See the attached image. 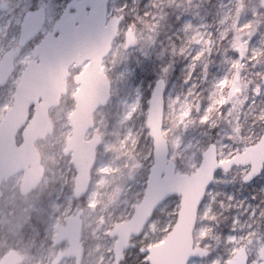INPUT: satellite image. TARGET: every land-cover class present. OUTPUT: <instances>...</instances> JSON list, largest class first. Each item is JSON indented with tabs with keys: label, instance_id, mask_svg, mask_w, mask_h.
<instances>
[{
	"label": "rangeland",
	"instance_id": "1",
	"mask_svg": "<svg viewBox=\"0 0 264 264\" xmlns=\"http://www.w3.org/2000/svg\"><path fill=\"white\" fill-rule=\"evenodd\" d=\"M67 1L0 0V5L5 3L0 8V57L11 46L16 54L14 72L0 85V121L12 104L30 50ZM39 6L47 12L44 27L19 47L21 17ZM120 13L118 33L102 63L110 78V97L94 112V127L86 135L90 138L97 131L101 136L91 183H100L96 193L103 197L102 207L89 200V189L78 199L73 196L76 171L70 156L64 154L76 90L69 79L60 104L49 111L51 134L36 141L45 169L43 180L26 195L19 192L22 172L8 177L0 187V258L15 249L22 255L19 264H51L56 252L67 247L66 241L53 244L57 226L81 210L79 264H113L116 237L109 232L114 223L127 220L141 200L153 161L145 122L150 92L159 77L165 80L162 127L169 128L166 133L161 128V133L177 172L195 171L210 142L216 145L217 160L224 161L257 142L264 129V7L259 0H109L108 17ZM130 26L135 46L125 49L124 33ZM217 83L222 87L215 89ZM168 94L173 96L172 110ZM214 95H218L216 101ZM180 100L186 103L185 121L184 115L175 118L174 103ZM179 124L177 147L172 150L169 142ZM16 138L19 142V134ZM99 158L112 162L100 173ZM248 168L236 165L215 172L193 234L194 244L210 253L192 257V264H223L240 247L248 253L247 264L264 260V168L244 182ZM178 203L179 198L172 196L157 208L144 233L132 239L122 264H148L139 249L163 240L175 221ZM102 210L95 218H85L89 211ZM230 236L235 237L231 242ZM59 264H75L74 257Z\"/></svg>",
	"mask_w": 264,
	"mask_h": 264
},
{
	"label": "water",
	"instance_id": "2",
	"mask_svg": "<svg viewBox=\"0 0 264 264\" xmlns=\"http://www.w3.org/2000/svg\"><path fill=\"white\" fill-rule=\"evenodd\" d=\"M109 0H69L55 21L30 50L31 59L19 75L11 106L0 121V186L11 175L22 171L19 183L21 194H28L42 181L44 166L36 140L51 134L52 122L49 110L60 104L66 93L67 77L71 67L80 70L72 79L77 88L72 98L74 108L69 116L71 134L64 153L70 156L76 174L73 178V196L81 197L89 188L91 168L96 158L100 134H86L94 126L93 113L106 104L110 96V79L104 73L102 61L111 49L120 15L107 18ZM264 7V0H260ZM5 3L0 5L4 9ZM46 19L44 6L25 11L19 24L17 43L24 46L41 31ZM135 46L131 27L125 31L124 48ZM14 48L9 47L0 58V85L14 71ZM165 81L157 78L149 97L145 126L153 144V161L148 168L141 200L134 206L131 216L114 223L110 235L116 237L113 264H121L124 252L131 246V238L141 235L156 209L169 197L177 196L179 206L172 227L163 240L141 248L148 264H188L192 257H203L210 249L194 244L198 211L217 170L229 171L233 166H249L243 175L244 182L260 174L264 165V129L254 144L236 152L228 160L218 161L216 145L210 142L201 152V160L192 173L176 171L175 162L168 156V145L161 133L164 107ZM20 132L21 141L16 135ZM1 194V191H0ZM80 211L70 214L56 228L53 244L67 242L58 250L51 264H59L64 258L74 257L75 264L82 258ZM244 247L238 248L223 264H247ZM22 255L8 249L0 258V264H19ZM257 264H264V260Z\"/></svg>",
	"mask_w": 264,
	"mask_h": 264
},
{
	"label": "bare ground",
	"instance_id": "3",
	"mask_svg": "<svg viewBox=\"0 0 264 264\" xmlns=\"http://www.w3.org/2000/svg\"><path fill=\"white\" fill-rule=\"evenodd\" d=\"M220 87H222V84L221 83H217L215 85V89H219ZM185 92V91H184ZM180 93V91L178 92V94ZM172 95L168 94V97H167V104H169V110H172L170 109V104H172ZM214 98L216 101V99H218V95H214ZM181 99L180 96H178V100ZM121 107L123 106V104L120 105ZM174 106H175V109H174V113H175V118L177 120H179L183 115L184 117H182V121H185V119L187 118L185 116V112H186V103H182L181 100L178 102V103H174ZM208 106L205 110V112L208 110ZM179 126H181V124H179L177 126V129L173 130V133H176L175 137L173 139L170 140L169 144H170V147H172V150H174L176 147H177V141H178V128ZM169 130V128L167 127H162V132L166 133L167 131ZM107 146V145H105ZM100 167H101V170H99L98 172H102L104 169H109L110 166L112 165V162L111 161H107V162H104L103 158H99V161L97 163ZM98 173V174H99ZM99 177V175H98ZM91 186H89V190H88V197H89V200L92 201V204H96L98 208H101L102 207V204H103V197L99 198V196L97 195L96 193V189H98V187L100 186V183H95L94 181H92V183L90 184ZM99 199V201H97ZM89 201V203H91ZM94 201V202H93ZM105 211L102 210L101 212L99 213H92L89 211V213L87 214V216L85 218H95L98 214H103ZM90 214V215H89ZM199 235H202V227L199 229ZM233 239H235L234 236H230L229 237V242H231ZM193 262V259L190 260V263L189 264H192Z\"/></svg>",
	"mask_w": 264,
	"mask_h": 264
},
{
	"label": "flooded vegetation",
	"instance_id": "4",
	"mask_svg": "<svg viewBox=\"0 0 264 264\" xmlns=\"http://www.w3.org/2000/svg\"><path fill=\"white\" fill-rule=\"evenodd\" d=\"M16 56V54H14V57ZM261 257H263V256H261Z\"/></svg>",
	"mask_w": 264,
	"mask_h": 264
}]
</instances>
